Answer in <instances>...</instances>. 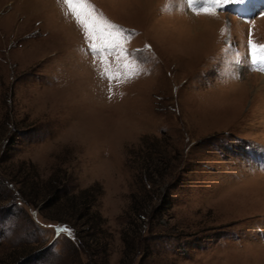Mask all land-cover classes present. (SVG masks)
I'll return each instance as SVG.
<instances>
[{"label":"rangeland","instance_id":"1","mask_svg":"<svg viewBox=\"0 0 264 264\" xmlns=\"http://www.w3.org/2000/svg\"><path fill=\"white\" fill-rule=\"evenodd\" d=\"M87 3L117 48L64 0H0V264H85L70 226L39 214L50 176L90 189L118 264L153 143L173 182L126 235L133 264H264V5L240 20L205 0Z\"/></svg>","mask_w":264,"mask_h":264},{"label":"trees","instance_id":"2","mask_svg":"<svg viewBox=\"0 0 264 264\" xmlns=\"http://www.w3.org/2000/svg\"><path fill=\"white\" fill-rule=\"evenodd\" d=\"M146 151L142 156L143 161L141 160L139 165L140 176L151 185V189L149 188L151 191L143 190L144 192L140 196H134L128 205L127 214L130 216L127 218V227H131L127 232L128 234L129 232L135 233L136 230L140 232V228L143 225V222L138 223L140 215L146 216L147 223L154 215L164 211L169 202L167 192L173 182L172 179L170 180L171 177H169L171 175V172H169L171 164L168 163L167 158L163 160V155L158 154L160 150L155 143L147 147ZM160 161L163 163L161 167L158 166ZM161 176L165 178L168 176L167 184L170 182V186L168 184V187L165 184L164 190L156 194L154 193L156 191L152 190L156 185L155 178ZM55 180V178L50 176L46 180L43 190L35 195L36 199L43 201L39 207V214L48 220H63L70 226L77 248L85 257V264H108L106 246L110 235L102 227L104 219L97 210L92 208L95 199L94 195L90 194L89 188L80 190L77 193H68L65 186H60ZM155 201L156 204L159 202L156 207ZM148 206L149 208H147ZM144 209H148L146 214L143 211ZM47 210L51 212L48 214L45 212ZM127 233L124 232L121 235L123 248L118 264H133L135 258L141 256L138 247L135 248L134 244L129 242L126 236L128 235Z\"/></svg>","mask_w":264,"mask_h":264},{"label":"snow or ice","instance_id":"3","mask_svg":"<svg viewBox=\"0 0 264 264\" xmlns=\"http://www.w3.org/2000/svg\"><path fill=\"white\" fill-rule=\"evenodd\" d=\"M64 2L72 12L78 24L84 28L86 39L91 41L93 35L96 37H104L106 34L108 37H112V48L118 47L116 38L119 35V30L116 29L114 25L101 23L94 15V9L88 5L87 0H64ZM205 2L214 7L221 8L227 4L244 6L249 0H205ZM188 3L191 6L193 0H188ZM249 47L252 51V62L255 64L257 62V46L249 40ZM92 51H102V49H96L93 46ZM260 51H264V46L260 47ZM260 59L264 60V56L260 57ZM59 231H66V229H60Z\"/></svg>","mask_w":264,"mask_h":264},{"label":"bare ground","instance_id":"4","mask_svg":"<svg viewBox=\"0 0 264 264\" xmlns=\"http://www.w3.org/2000/svg\"><path fill=\"white\" fill-rule=\"evenodd\" d=\"M256 3L254 2V0H249V2L247 3L246 7H248V11L252 10L255 7ZM264 11V7L262 9ZM262 17V15L260 16ZM259 17V18H260ZM255 76V75H254ZM257 77V76H256ZM260 81V84L264 86V78H261L260 76L257 77ZM264 88V87H263Z\"/></svg>","mask_w":264,"mask_h":264}]
</instances>
